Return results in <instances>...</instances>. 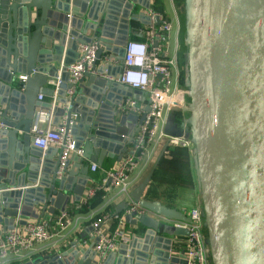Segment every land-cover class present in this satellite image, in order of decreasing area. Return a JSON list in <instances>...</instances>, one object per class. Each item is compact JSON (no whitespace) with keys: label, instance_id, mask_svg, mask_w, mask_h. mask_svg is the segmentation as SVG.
Wrapping results in <instances>:
<instances>
[{"label":"water","instance_id":"obj_1","mask_svg":"<svg viewBox=\"0 0 264 264\" xmlns=\"http://www.w3.org/2000/svg\"><path fill=\"white\" fill-rule=\"evenodd\" d=\"M137 4L140 0H0V119L5 125L0 128V226L14 228L16 219L26 224L30 217L63 212L72 197L79 202L91 165L103 166L106 156L120 161L140 130L150 102L142 114L115 115L125 96L145 94L115 81L124 66L116 74L107 63V55L117 52L123 65L130 22L145 16L136 11ZM188 6L190 123L211 258L213 264H264V0H188ZM154 19L160 24L158 17ZM94 43L93 60L85 62L82 76L71 81L70 66L86 55L82 46ZM18 74L27 75L23 90L17 87ZM59 77L58 87L50 86ZM116 91L122 93L121 101L114 99ZM40 94H56V99L39 100ZM38 108L51 110L54 124H65L82 150L80 159L71 156L64 162L61 176L63 149L57 148L53 162L50 150L33 146ZM108 108L113 113L104 121L101 116ZM129 120L136 123L134 130L126 128ZM175 126L170 134L182 136ZM169 146L166 140L144 180L131 192L147 211L135 210L125 219L146 228L144 242L128 241L118 251L116 264H172L181 258L187 264L185 251L175 257L171 248L160 251L151 245L153 236L162 232L189 235L184 226L163 231L156 216L184 223H190V217L143 198ZM73 161L76 170L70 168ZM32 205H42L41 213L33 214ZM99 228L90 226L92 232ZM72 243L74 258L56 251L24 264H109L114 257L100 260L92 250L86 257L93 246L83 249L81 241Z\"/></svg>","mask_w":264,"mask_h":264},{"label":"built area","instance_id":"obj_2","mask_svg":"<svg viewBox=\"0 0 264 264\" xmlns=\"http://www.w3.org/2000/svg\"><path fill=\"white\" fill-rule=\"evenodd\" d=\"M157 13L152 14V21L145 31L146 40H130L126 46L124 57V70L120 77V81L134 89H140L148 94L150 111L140 126V130L132 137V141L127 151L117 165L107 171L106 177L102 184H108L107 190L112 187L118 189L119 193L128 197L129 207L126 209L125 215L137 210L139 214L145 213L147 210L135 202L131 197V187L133 184V175L139 168L140 163L146 161L154 151H156L166 140L170 141V145L189 146L190 141L185 136H173L166 130L167 113L177 109L182 100L186 101L185 110L192 109L191 101L186 97H190L191 91H183L178 86L177 75L174 74L172 67L177 69L176 57L163 59L160 57V45L152 47V44L158 40L167 42L173 30L170 21L163 19L157 24L154 17ZM160 15V14H159ZM152 47V48H151ZM97 50V44L83 45L82 51L86 53L83 58L70 66L71 81H75L82 76L84 63L93 60ZM22 81H26L27 75H20ZM60 77L53 79V85H59ZM72 92V90L70 91ZM43 99V95L39 96ZM120 108L128 113L142 114L144 106L140 105L135 98H127L121 104ZM53 114L48 110L39 111V115L32 126V132L35 135L33 144L46 150L51 145H56L63 149L62 165L59 176L62 175L64 162L68 160L74 153L82 155V150L77 149L76 140L67 129L65 124L54 128L52 125ZM189 121L191 118L188 119ZM43 124L46 127L43 128ZM5 127L0 119V128ZM97 164H92V171H96ZM110 179V182H109ZM89 197L85 199V204H89V198L94 196L96 190H90ZM190 223L175 221L176 226H184L189 229V242L186 251L187 264H211L210 249L207 245L204 234V213L200 208L190 210ZM73 223V217L69 211H64L58 216H47L34 222H27L23 226L16 228H7L0 230V263L10 257H21L26 253L34 251L39 243L51 240L54 236L68 229ZM97 229L99 241L95 245V250L101 258H105L107 254L116 248L120 240H127L124 230H117L114 235L104 236L101 230L102 219L94 222ZM54 229L56 231H54Z\"/></svg>","mask_w":264,"mask_h":264},{"label":"crops","instance_id":"obj_3","mask_svg":"<svg viewBox=\"0 0 264 264\" xmlns=\"http://www.w3.org/2000/svg\"><path fill=\"white\" fill-rule=\"evenodd\" d=\"M154 3L155 0H140V4L136 5V11H144V17L140 20H132L130 22V28H129V38L130 40H146V34L145 31L147 30V28L149 27V23L152 21V14L153 13H157L156 17H158V21L161 23L162 19L160 18V16L163 17V19L168 20V21H172V19H170L172 12H174V0H163V9L164 12H160L158 10L154 9ZM150 5V9H146L145 6H149ZM160 14V15H159ZM151 16V20H148L147 18ZM148 22V23H147ZM160 47L161 50L159 52V55L161 58L166 59L168 57H172L175 56L178 48H179V38H178V34L176 33V31H172L169 37V40L165 43V42H160ZM154 43L152 44V47H154ZM151 47V48H152ZM156 47V46H155ZM119 53L117 52H111L109 53L107 56L111 57L110 60H108V64L111 66V68L114 69V71L119 72V68H121L122 66H124V63L122 65V60L119 57ZM20 75H24V74H18L17 76ZM121 74H118V77L115 81H117L118 83L124 84L120 81V77ZM108 77V76H105ZM58 79V78H57ZM112 79V78H110ZM24 83V81H17V87L20 88L21 90L24 89V86H22V84ZM125 85V84H124ZM50 86H54L55 88L58 87V85H50ZM124 91V90H123ZM145 95H139V97H124V99L121 101V98L123 97L122 93L119 91L114 92V99H119L121 101V103L127 99V98H135L138 103L142 106H144V109L146 107V105L149 103V97L148 94L144 93ZM42 95V94H40ZM39 95V96H40ZM38 96L39 100H43V101H54L56 99V94L54 95V97L48 96V95H43V99H40ZM120 103V104H121ZM38 111H40V108L37 109ZM51 111V110H48ZM180 109H174L171 110L170 112L167 113V124H166V130L169 131L170 133H172V131H176V126L178 125V128H180L183 132L182 136H185L186 138L190 139V144L191 143H195V133H194V129H193V125L190 123V121L188 120V118L182 117V121L181 123L178 122V120H176V114H174L175 112H179ZM52 112V111H51ZM112 110L111 109H105L103 112V115L101 116L102 120H107L111 114H112ZM115 115H122L125 112L120 108V105L118 107L115 108ZM53 114V113H52ZM54 116L52 119V125L54 128H57L58 125L54 124ZM64 121V118H61L60 123ZM104 125L107 124L106 122H102ZM46 127L45 124H43V128ZM126 128L129 130H134L136 128V123L132 120L128 121V125H126ZM21 133V132H20ZM74 136V135H73ZM33 143V142H32ZM164 144L161 145V147H159L156 151H154V153H152L150 155V157L146 160L140 163L139 168L135 171L134 175H133V184L131 187V191L133 192L136 187H138L140 185V183L144 180V178L146 177L147 173L149 172L150 168L152 167L151 165H153L152 163L155 162V160L157 159L159 153L162 150ZM34 147H36L33 144ZM38 148V147H36ZM57 148H59L56 145H51L47 150L51 151V160L54 162L57 159ZM40 149V148H39ZM42 150V149H41ZM43 151V150H42ZM79 156V158L77 157ZM167 157L171 156V155H166ZM78 158L80 159V155H78L77 153H74L72 155V158ZM172 158V157H170ZM191 158V155H190ZM118 159L117 156L115 157H110V156H106L104 159V163L103 166H98L96 171H92L91 167H90V180L88 181V185L85 189V192L82 196V199L79 202L74 201L73 197L71 198L70 202L67 204L66 206V210L65 211H69L71 216L73 217V223L72 225L66 229L65 231L59 233L58 235L54 236L51 240L39 243L36 248L34 249V251L26 253L25 255L21 256V257H10L8 259H5L3 261V263L0 264H24L27 263L33 259H36L38 257H42V256H46L50 253L53 252H68L67 258L71 259L73 256V252H71L73 250L72 248V242L75 241H81V245H83V249L88 248L89 246H93L92 249H90V251L88 252V255L86 257H91V250L92 252L96 251L95 250V245L97 244V241H95L96 237H99L97 235V231L92 232L90 230V226H94V222L97 219H102V233L104 234V236H112L116 233L117 230H124L126 232V236H127V240H120L118 246L116 248H114L112 251H110L107 256H112L114 254V257L112 258L111 262L109 264H116V260L118 258V251L120 249H122L123 245H125L128 241H133L135 245H140L143 244L144 242V235H145V230L146 228L143 227L142 225L138 224V225H131L128 224L124 215L126 210L122 211L121 213H118V210H122V208L128 204V197L123 195L122 193H119L118 189L114 188L111 186V188L109 190H107V185L108 184H102L103 183V179L106 177L107 175V171L110 170L111 168L115 167L118 163ZM83 163H88V161L86 159H83ZM74 165V161L71 163L70 168L73 170H76V168L73 166ZM92 166V165H91ZM163 171V170H162ZM168 177V179L166 180V182L168 180L172 181L174 179V181H176V183H181L180 181L177 180V178L173 175H170L168 171H163L162 174V178ZM170 176H172L173 178H171ZM153 179V178H152ZM168 181V182H170ZM167 182V183H168ZM191 183V182H190ZM200 182H198V180H195L193 182L192 187H189V184L187 185H183L186 186L185 190L183 189L181 191V193H190L191 198H193V203L192 206H189L191 204H186L183 202H179L180 204H177V209L182 211L183 213H185L188 217H189V213L190 210L192 209V207L196 206H200L201 203L203 202V196H202V189L201 186L199 185ZM151 185V183H150ZM149 185V186H150ZM149 188V187H148ZM22 189V188H20ZM96 190V193L94 194V196H92L91 198H89V204H85V199H87L89 197L90 194V190ZM148 190V189H147ZM191 190V192H190ZM147 193L144 194L143 198H147ZM71 196H73V194L71 193ZM101 196V201L98 204H92V202L96 199H98V197ZM152 200L153 199H150ZM154 200H158L161 201L162 203H164V201H162L159 198H155ZM165 204V203H164ZM201 207V206H200ZM198 207V208H200ZM202 210V208H200ZM42 210V205H32L30 208V211H32V213L34 214L35 212L40 214ZM203 211V210H202ZM64 212V211H63ZM62 213V211L60 210H56V213L54 214H48L44 217H40V218H33L30 217L28 218L29 222H34L37 221L39 219H43L47 216H58ZM156 218L161 222L162 225V230H169L171 225L176 226V222L174 220L171 219H166L164 217H160V216H156ZM204 220H205V216H204ZM15 226L16 228H19L21 226H23V224L19 223V219L15 220ZM9 228L8 226L1 224L0 226V230H4ZM54 231H56L54 229ZM159 235H160V240H159ZM154 237V241L152 243L151 246H159L161 249L160 251H163L162 248L164 247H168L171 248V255H174L175 257H181L182 252L187 251L188 249V242H189V238L188 235H177V234H169V233H160V234H156ZM165 237V238H164ZM134 245V246H135ZM139 249L136 248V252ZM129 253V252H128ZM110 254V255H109ZM106 256V257H107ZM82 257V255H81ZM125 257H129V255L126 253ZM97 258L100 260H103V258H101L99 255H97ZM75 259L80 260V256H76ZM185 259L187 260V256L185 254ZM184 258H181L179 260H177L176 262H173L172 264H183L184 262Z\"/></svg>","mask_w":264,"mask_h":264},{"label":"rangeland","instance_id":"obj_4","mask_svg":"<svg viewBox=\"0 0 264 264\" xmlns=\"http://www.w3.org/2000/svg\"><path fill=\"white\" fill-rule=\"evenodd\" d=\"M180 8L174 4V12H172V15L170 16L171 17L170 19H172V21L170 20V22L173 25L172 31H174V32L176 31V33L178 34V38H179V32H180V28H181L180 14L182 12H185V14H187L188 22H189L188 2L183 4V6H180ZM178 50H179V48H178ZM178 50L175 54V57L177 60V69L172 67V70L174 71V74L177 75L179 88L182 89L183 91H189L190 90V81H189V84L184 87L179 80L180 68H179V64H178ZM172 57H174V56H172ZM172 57H168L166 59H169ZM186 98H188V97H186ZM185 102L186 101H184V100H182L180 102V104H179L180 106L178 107L180 109L179 112L182 113V117H185V118L189 117L190 118L192 113L190 110H187V109L185 110V108H184ZM188 140L191 141L190 139H188ZM175 146H179V147L181 146L180 151L178 150L176 152L177 154H173L167 158V160L164 162V164L162 166L163 171H168L170 175L175 176L177 178V180L181 182L180 184H183V185H187L190 182H191L190 184H193V182L195 180H198V182H200L199 167H198V156H197V145L193 142L189 146H186L187 148L185 146H182V145H175ZM190 155H191V158H190ZM170 157H173V158H170ZM170 177L173 178L172 176H170ZM167 179H168V177L165 176V178H162V175H161L157 179V181H161L162 184H165ZM172 182L175 183L174 179L172 180ZM199 185L201 186L200 183H199ZM168 189L174 190V188L173 187L171 188L170 186L168 187ZM185 190H188V189H185ZM190 192H191V190H190ZM166 195H167V193H166ZM172 196H177V195H172ZM191 200L192 199H190V193H183L182 195H180V200H178V198L176 199L175 204H180L179 202H183L186 204H191L189 206H192V204H194V203ZM200 206L195 205L194 207H192V209L200 207V208H202L203 213H205L203 202L201 203ZM204 234H205L207 245L210 249L208 230H207L206 225L204 226ZM210 262H211V264H213V260L211 258V252H210Z\"/></svg>","mask_w":264,"mask_h":264},{"label":"trees","instance_id":"obj_5","mask_svg":"<svg viewBox=\"0 0 264 264\" xmlns=\"http://www.w3.org/2000/svg\"><path fill=\"white\" fill-rule=\"evenodd\" d=\"M188 2V0H174V4L180 8V6H183ZM154 9L158 10L160 12H164L163 9V0H155L154 3ZM181 9V8H180ZM180 22H181V28L179 32V50H178V64L180 68V77L179 80L181 84L185 87L189 84L190 81V64H189V51H190V46H189V22H188V16L185 14V12H182L180 14ZM188 101H191V98H187ZM176 114V120H178L179 123L182 121V113L181 112H175ZM181 147V146H180ZM179 146H173L170 145L167 148V151L165 155L163 156L159 166L157 167L155 174L153 176V179L151 181V185L149 186L148 190L146 191L147 193V198L149 199H155L159 198L162 201H164L165 205L169 207L176 208L177 204H175L176 199L180 200V195H182L181 191L185 189L186 186H183L179 183H173L172 181L166 182L165 184H162L161 181H157V179L163 174V164L167 160L166 155H173L177 154L176 152L179 150ZM187 148V147H186ZM173 158V157H172ZM166 186V187H165ZM173 187L174 190H169L168 187ZM189 187H192V185L189 183ZM167 193V195H166ZM172 195H177V196H172ZM191 201H193V198H191ZM101 196L98 197V199L94 200L92 204H98L101 201ZM163 203V204H164Z\"/></svg>","mask_w":264,"mask_h":264}]
</instances>
